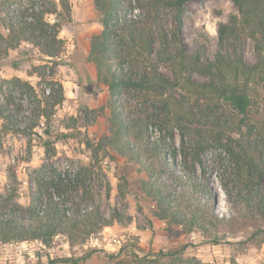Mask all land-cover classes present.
<instances>
[{
  "label": "rangeland",
  "instance_id": "374dc122",
  "mask_svg": "<svg viewBox=\"0 0 264 264\" xmlns=\"http://www.w3.org/2000/svg\"><path fill=\"white\" fill-rule=\"evenodd\" d=\"M31 1L16 0L12 17L19 20V10L32 5ZM38 1L46 8L55 4L69 23L58 34L64 46L57 59L47 58L23 42L0 58V103L25 128L11 133L9 123L0 120V195L13 196L28 208L35 198L44 200L50 194L59 206L69 208L73 203L80 216L88 219L73 238L58 235L47 246L29 239L0 241V264H47L65 257H85L79 264H147L148 259L179 264L178 258H195L206 264H264V216L255 208L232 202L238 190L234 167L208 131L217 122L223 142L256 144L264 158V83L251 93L245 126L238 127L240 117L223 102L200 100L199 107L189 104L196 116L192 127L205 146L198 154L201 164H193V178L203 182L201 187L183 170L177 131L176 156L158 155L155 172H147L135 161L103 147L111 110L119 108L112 106L107 88L96 81L94 65L86 60L90 36L102 29L93 0ZM0 10L5 9L0 6ZM232 15L237 10L231 0L188 1L180 31L185 52L201 51L213 60L218 51L217 26ZM10 18L0 12L3 36L8 34ZM47 20L53 22L54 18L47 16ZM236 46L247 65L256 63L252 39L242 38ZM158 68L163 76L174 79L167 67ZM14 77L27 82L33 91L12 82ZM193 78L207 79L197 73ZM54 101L58 103L52 107ZM46 127L53 136L67 134L48 151L39 139L46 138ZM149 134L152 139L159 136L151 125ZM160 160L165 161V168L158 166ZM186 164L192 166L190 157ZM62 188L67 191L60 192ZM157 193L163 196L161 201ZM66 198L68 202H64ZM95 209L110 225L93 218ZM171 214L192 221L179 223ZM230 218H234L233 229L228 231L221 221Z\"/></svg>",
  "mask_w": 264,
  "mask_h": 264
},
{
  "label": "trees",
  "instance_id": "16d2710c",
  "mask_svg": "<svg viewBox=\"0 0 264 264\" xmlns=\"http://www.w3.org/2000/svg\"><path fill=\"white\" fill-rule=\"evenodd\" d=\"M188 1L191 0H93L102 29L90 36L86 60L96 69V81L107 88L112 106L119 108L111 110L110 128L102 138L103 147L110 148L118 156H126L152 173L158 155L176 156L174 131H177L181 139L178 154L183 160V170L196 187H201L203 182L193 178V164H201L198 154L205 146L192 127L196 116L189 104L199 107L200 100L223 102L240 117L238 127L247 124L251 93L264 83V0H231L237 15L217 26L218 51L213 60L203 56L201 51L187 54L183 48L180 31ZM31 2L32 5L19 10L20 19L15 20L12 15L16 0H0V6L5 9L0 12L11 17L7 23L8 34H0V58L6 57L10 49L22 42L50 59H57L62 52L64 41L58 34L68 20L61 18L53 3L46 8L38 0ZM47 16H53L54 21L49 22ZM242 38H250L255 43L257 60L253 65L244 62L236 46ZM158 65L167 67L174 79L163 76ZM195 73L206 77V81L195 80ZM13 81L22 83L17 77L12 78ZM22 84L32 90L27 82ZM56 103L54 101L52 107ZM0 120L9 123L7 131L11 133L25 131L17 116L1 103ZM212 124L214 127L208 131L234 167L238 190L232 202L255 208L264 216V158L260 148L249 142L242 145L223 142L222 129L216 128L219 124ZM150 125L158 131L156 139L149 134ZM43 133L46 138L39 139L47 151L67 137L63 133L53 136L48 127ZM188 157L192 163L190 168L186 164ZM157 164L165 168L164 160ZM156 197L159 201L163 199L160 193ZM64 202H68V198ZM169 207L168 204L163 211ZM91 214L102 225H110L98 209ZM171 215L179 223L192 221L183 215ZM86 219L88 217L80 216L73 203L69 208L59 206L50 194H46L44 200L35 198L28 208L19 205L13 196L0 195L1 242L29 239L47 246L58 235L71 239L75 233L82 232L81 226ZM209 222L212 223V219ZM221 222L228 226V231L233 229L234 218ZM83 260L85 257L55 258L47 264H79ZM157 261L148 259L146 263L158 264ZM178 261L179 264H206L195 258H178Z\"/></svg>",
  "mask_w": 264,
  "mask_h": 264
},
{
  "label": "bare ground",
  "instance_id": "6f19581e",
  "mask_svg": "<svg viewBox=\"0 0 264 264\" xmlns=\"http://www.w3.org/2000/svg\"><path fill=\"white\" fill-rule=\"evenodd\" d=\"M211 33H212V34H215V32H214V29H213V28H211Z\"/></svg>",
  "mask_w": 264,
  "mask_h": 264
}]
</instances>
